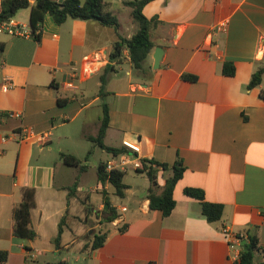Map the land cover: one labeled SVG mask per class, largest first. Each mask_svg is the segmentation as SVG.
I'll list each match as a JSON object with an SVG mask.
<instances>
[{
    "label": "crops",
    "instance_id": "1",
    "mask_svg": "<svg viewBox=\"0 0 264 264\" xmlns=\"http://www.w3.org/2000/svg\"><path fill=\"white\" fill-rule=\"evenodd\" d=\"M129 1L104 0L105 11L118 20L117 31L95 20L56 24L48 14L38 40L0 31L5 44L0 53L4 264L68 263L39 258L44 251L81 250L84 242L72 240L73 235L81 237L96 226L107 237L100 248L89 247L86 264H238L242 241L231 248L224 227L240 237L256 234L264 249V74L257 86L247 87L264 67V0H152L142 14L157 18L149 29L153 48L140 70L132 67L125 48L109 60L118 36L130 38L137 30L132 9L125 5ZM122 8L128 10L127 28L119 18ZM29 14L30 8L20 9L11 20L30 28ZM156 49L162 50V58L153 69ZM228 61L234 67L232 77L222 73ZM108 64L111 71L100 96V76ZM183 74L196 80H184ZM58 98L67 102L60 106ZM103 103L109 115L105 146L120 149L122 141L135 143L141 163L152 160L170 167L178 158L182 161L184 171L173 190L175 207L168 216L149 208V179L135 168L123 172V197L109 183L100 184L96 173L95 184L87 186V154L81 159L68 144L81 149L87 141L99 148L91 137L98 133ZM24 127L46 134V140L17 142L14 133ZM61 153L75 156L85 169L66 166ZM112 157L108 153L98 165ZM129 172L145 178L127 182ZM171 174L158 170V193ZM24 188L35 191L33 240L13 235V212ZM185 188L199 189L204 201L221 204V218L206 221L200 202L186 196ZM92 192L101 199L88 212ZM104 197L117 217L109 223L99 217L90 227L104 209ZM73 217L80 220L78 225H70ZM256 260L264 261V252Z\"/></svg>",
    "mask_w": 264,
    "mask_h": 264
},
{
    "label": "trees",
    "instance_id": "2",
    "mask_svg": "<svg viewBox=\"0 0 264 264\" xmlns=\"http://www.w3.org/2000/svg\"><path fill=\"white\" fill-rule=\"evenodd\" d=\"M152 0H133L125 2V5L132 9L131 15L133 20L137 23V30L130 38H124L118 36V40L113 44L112 52L109 56L111 61L115 57L120 55L123 48L127 49L130 63L135 70H140L142 64L146 60L148 54L153 48V44L150 41L149 29L152 25H155L157 18L148 20L143 14V7ZM107 4L104 0H64L57 2L55 0H35L33 4H30L28 0H0V26L12 19L16 12L20 9L30 8L29 14V26L35 40L40 37L41 27L45 15H50L56 24H62L67 19H80V20H95L101 26H107L113 28L115 31L119 28L118 20L110 12H106ZM5 49V44L0 42V53ZM111 71V66L106 65L103 74L100 76V89L99 94L103 96L104 86L107 80V73ZM222 73L225 76H234V67L230 61L223 64ZM264 74V67H260L252 75L247 87L249 89L257 86ZM182 79L194 82L196 77L193 75L183 74ZM58 104L64 105L67 100L58 98ZM108 108L105 103L102 104V117L98 133L95 137H91V140L100 149L106 150L113 156H117L124 153L125 148H111L104 145L103 139L106 129L108 128ZM90 151L86 155V160ZM63 163L66 166L85 169V165H81V161L71 154H60ZM106 163H100L97 166V180L100 184L104 185L109 183L113 188L117 196L123 197L124 189L126 186L122 182L124 176L123 172L111 171L106 172ZM143 170L147 175L150 187L148 188L147 199L149 200V208L151 210L161 211L164 217L168 216L175 207V201L173 199V190L176 182L181 178L184 171L182 161L178 158L172 166L169 167L166 163H159L152 160H142ZM161 169L163 171L171 170L170 177L165 179V183L158 193V185L156 182L157 172ZM75 186L68 192V198L73 196ZM184 194L188 197L194 198L200 202L201 214L208 222L218 221L223 213V206L221 204L208 203L204 201L203 192L199 189L185 188ZM105 195V194H104ZM104 206L107 205V209H102L105 214L103 222H113L117 214L114 208L111 206L107 197L103 198ZM35 207V191L33 188H24L22 190V200L13 212V235L20 239L33 240L36 238L35 231L30 227L31 210ZM65 222L63 216L58 224V231L56 237L53 239L55 246H58L62 235V226ZM124 228L121 229V231ZM107 234H96L93 236L91 243V250L100 248ZM240 241H244L242 244L239 256L238 264H264V261H257L258 254H263L264 249L259 245V240L256 234L247 232L244 237H239ZM8 258L7 251H0V264L6 263ZM66 264V263H59Z\"/></svg>",
    "mask_w": 264,
    "mask_h": 264
},
{
    "label": "rangeland",
    "instance_id": "3",
    "mask_svg": "<svg viewBox=\"0 0 264 264\" xmlns=\"http://www.w3.org/2000/svg\"><path fill=\"white\" fill-rule=\"evenodd\" d=\"M127 9L122 8L120 9V21L122 23V25L127 28L128 27V23L130 21L129 16L127 15ZM132 18V16H131ZM133 20V18H132ZM133 22L136 24L137 23L133 20ZM68 148H70L71 150H74L75 152H77L80 158H84L85 155L87 154L88 151H90V154L88 155V159L87 162L85 163L88 167L87 169V173H86V178H87V186H93L95 184V173H96V168L98 163L100 162V160H103L105 158L108 157V153L104 152L102 150H100L99 148H95L94 150V146L91 142H85V144L83 145V148L79 149L74 147L73 145H69L68 144ZM133 178L138 179V181H142L141 179H144L145 176H137L135 174L132 173H128L125 180L127 182L131 181ZM101 199V195L95 192L91 193V205H88L87 211H90V206L95 207L97 200ZM91 207V209H92ZM102 211V210H101ZM102 217V219L105 218V214L103 212H101V215L99 214L98 217H96L95 222H93L90 227H95L98 224L97 218ZM72 220H69L70 225L74 226L78 225L80 220L76 221L73 218H71ZM103 229L102 228H97V226L95 227V229H89V231L85 232L82 234L81 237H76L75 235H73L72 240L78 241V240H82L84 242V245L82 246L81 250H76V251H61L59 253H54L51 251H44L41 254V257L39 258L40 262H49V263H57L59 261L62 260H68V263L66 264H86V261L84 260V258L87 257L88 255V251H89V247L91 249V243L93 241V236L96 234H103ZM65 238L68 237V234L65 232ZM79 258V260H78ZM77 259V262H74ZM70 261V263H69Z\"/></svg>",
    "mask_w": 264,
    "mask_h": 264
},
{
    "label": "built area",
    "instance_id": "4",
    "mask_svg": "<svg viewBox=\"0 0 264 264\" xmlns=\"http://www.w3.org/2000/svg\"><path fill=\"white\" fill-rule=\"evenodd\" d=\"M35 0H28L30 4H33ZM0 31H4L8 35L11 36H19V37H33L31 29L22 25H17L13 23L10 19L9 21L3 23L0 26ZM4 90L8 89L7 86L3 88ZM14 137L17 142L23 143L31 140H35L37 142L43 143L47 135L46 134H37L28 128H21L20 130L14 133ZM122 146L125 148V152L121 153L117 156H113L105 164L106 172L111 171H120L124 172L128 168L132 167L136 170H143V164L140 162L138 154L139 147L135 143H130L128 141H122ZM222 234L225 238H229L232 241L230 242V247L233 248L235 245L240 246V239L237 234L231 232L226 227L222 229Z\"/></svg>",
    "mask_w": 264,
    "mask_h": 264
},
{
    "label": "water",
    "instance_id": "5",
    "mask_svg": "<svg viewBox=\"0 0 264 264\" xmlns=\"http://www.w3.org/2000/svg\"><path fill=\"white\" fill-rule=\"evenodd\" d=\"M162 58V50L161 49H156L154 54H153V69H158L160 66V61ZM104 209H107V205L104 206ZM242 244H244V241H242Z\"/></svg>",
    "mask_w": 264,
    "mask_h": 264
}]
</instances>
